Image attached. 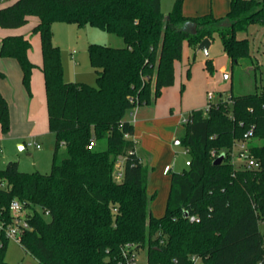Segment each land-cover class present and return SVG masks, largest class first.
<instances>
[{"label": "trees", "instance_id": "16d2710c", "mask_svg": "<svg viewBox=\"0 0 264 264\" xmlns=\"http://www.w3.org/2000/svg\"><path fill=\"white\" fill-rule=\"evenodd\" d=\"M183 3L174 0L167 13L162 0L0 5V27L39 19L33 30L40 34L48 124L56 134L53 166L49 173L23 171L15 159L0 168V221H12L13 199L22 203L29 227L20 243L39 264H127L124 251L145 247L147 264H264V62L252 57L249 37L237 36L251 25L264 27V0H230L223 17L186 16ZM58 21L91 24L123 39L119 47L89 44L97 85L65 81L52 28ZM215 32L232 64L245 58L252 66L256 90L212 102L207 112H189L180 138L190 154L189 168L171 173L167 209L157 217L151 208L155 193L149 192L153 167L135 151V126L126 116L155 103L174 83L184 40L197 47ZM31 47L24 34L0 42V56L18 61L30 94L38 67L29 57ZM205 65L213 75V60ZM0 125L3 133L10 130L1 91ZM243 143L256 166L235 165L234 148ZM221 154L223 160L214 163ZM8 240L0 230V264H9Z\"/></svg>", "mask_w": 264, "mask_h": 264}, {"label": "rangeland", "instance_id": "374dc122", "mask_svg": "<svg viewBox=\"0 0 264 264\" xmlns=\"http://www.w3.org/2000/svg\"><path fill=\"white\" fill-rule=\"evenodd\" d=\"M14 0H0V5H5ZM230 0H188L185 6L187 11L194 15L219 14L229 9ZM174 0H162V10L167 13L171 10ZM39 21L37 16H30L22 27V33L32 42V53L41 55L40 34L33 28ZM3 29V27H0ZM54 43L61 48L63 76L65 81L85 82L97 85V73L91 63L88 46L90 43H100L111 46H123V39L115 34L87 24L78 26L71 22H54ZM7 29V28H4ZM238 37H249L250 48L255 54L259 53V39L264 42V27L256 24L247 30L239 31ZM209 54L189 44L184 40L182 57L175 62V80L167 93L161 98L159 108L148 106L137 117L135 133V148L143 162L153 167L150 176L149 192L155 193L151 202L153 214L160 217L167 209L170 192V177L172 172H182L189 168L186 162L190 154L183 143H176L185 135L184 119L189 116L191 107L205 109L208 102V91L214 92L213 102L221 98L228 99L232 94L253 92L256 90V81L252 66L247 60L241 59L239 63L232 64L226 56L218 32L214 33ZM211 58L215 63V72L210 75L205 61ZM188 69L190 74L187 75ZM226 74L230 76L226 78ZM260 70L256 72L260 80ZM259 83V81H258ZM184 84L183 91L182 85ZM41 86V87H40ZM36 83L33 90V103L36 106L35 122L30 124L32 134L20 139L7 142L0 152V167H5L8 160H19V167L23 171L39 170L49 173L53 166V152L56 143V134L50 130L48 124L46 93L43 81ZM27 90V89H26ZM28 92V90H27ZM28 96L31 97L28 92ZM29 98V97H28ZM147 106V105H146ZM175 107L170 111V107ZM129 113L127 118H129ZM19 142H25L22 148ZM39 144V147L36 146ZM240 149L238 144L234 154ZM235 165L241 166L243 160L235 157ZM169 165L171 172L164 174V168ZM264 231V222L260 223ZM137 264H147V248L135 252ZM6 260L9 264H39L38 260L29 254L17 240L9 238L6 250Z\"/></svg>", "mask_w": 264, "mask_h": 264}, {"label": "crops", "instance_id": "0c3cea01", "mask_svg": "<svg viewBox=\"0 0 264 264\" xmlns=\"http://www.w3.org/2000/svg\"><path fill=\"white\" fill-rule=\"evenodd\" d=\"M187 1L188 0H184V3H183V14L186 16H196L194 14H191L190 11L186 10L185 6L188 4ZM229 9H230V1H229ZM229 9H225L224 12L219 13V14H213V12L211 13L216 17H223L228 13ZM10 34H23L22 27L7 28V29L0 28V42L4 36L10 35ZM212 42L213 41L211 40V44ZM259 43H260V46H259L260 52L254 55V53L251 51V54H252V57L259 63V65L262 66L264 62L263 60L264 42H262L261 38L259 39ZM28 54H29L30 59L36 64H38V67L34 68L33 73H32V79H31L32 94H30L31 97L28 96L26 87L24 86L22 82V69L18 61L11 57L0 56V91L6 97L8 101V105H9V110H10V130L7 133H3L1 129V125H0V152L3 151L2 147L10 140L20 139V138H24L27 136H35V134H32L31 132L33 131L32 130L33 126L32 128L29 127L30 124H33L35 122V116L37 115L36 106L32 101L33 100V90L37 82H39V86H40V82L43 81L44 83V73L41 69L42 53L39 56L37 52L32 53L31 48H30ZM213 64L215 66L214 60H213ZM229 76H230L229 74H226L225 77L228 78ZM44 87H45V83H44ZM169 88L170 86L164 90L163 95L155 103L147 105V106L142 105L138 108H135L129 113L130 116L127 119L132 121L135 126V132H134L133 138H135V133L137 129L136 124L139 121V118L137 117V115L148 106H155V107L157 106L156 108H159L162 105V102H160V100L167 93ZM45 103H46V99H45ZM46 108H47V104H46ZM174 108H175L174 106L170 107V111L173 112ZM200 108L201 107H197V108L191 107L190 110L200 109ZM47 116H48V112H47ZM19 144L22 148H26L27 146L25 142H21V143L19 142ZM37 145L39 144H36V146ZM135 151H136V148H135ZM10 160H8L7 163ZM19 164H20V161H19ZM166 167L164 168L163 172L164 174L168 175L171 172L172 168L169 166L170 171L166 173L165 172ZM170 182H171V177H170ZM149 186H150V183H149Z\"/></svg>", "mask_w": 264, "mask_h": 264}, {"label": "built area", "instance_id": "2783aa9c", "mask_svg": "<svg viewBox=\"0 0 264 264\" xmlns=\"http://www.w3.org/2000/svg\"><path fill=\"white\" fill-rule=\"evenodd\" d=\"M208 102L205 107V111L207 112L210 104L213 102L212 99L214 98V92L208 91L207 93ZM188 121V118L184 119V123ZM247 134H251V131H249ZM39 146V145H38ZM188 152V150L186 149ZM212 154L215 155V151H212ZM238 159L243 160L241 166H247V167H254L257 165L256 161L253 158L249 157L248 149L245 143L240 144V149L238 153L235 155ZM187 165L190 164V161L188 160L186 162ZM240 167V166H239ZM170 167L167 166L165 169V172H169ZM123 168L121 165L118 166L117 171V179H121L122 177ZM1 186H3L2 183H0ZM11 214H12V221L10 223H3L0 221V230H3L8 238H13L17 240L19 243L21 242V235L22 232L29 227V222L27 220V212L26 209L22 207V203L17 200L13 199L10 204ZM48 211L46 214L48 215ZM190 219L192 221H198L199 219L195 216H191ZM132 246V245H129ZM125 260L127 264H137L136 262V255L134 253H130L128 251H124Z\"/></svg>", "mask_w": 264, "mask_h": 264}, {"label": "water", "instance_id": "95a60500", "mask_svg": "<svg viewBox=\"0 0 264 264\" xmlns=\"http://www.w3.org/2000/svg\"><path fill=\"white\" fill-rule=\"evenodd\" d=\"M210 45H211V39L208 38V37H205V38L202 39L201 42L198 44L197 48H198L199 50H203V51L206 53V55H208V54H209V47H210ZM176 143H180V139L177 140ZM223 158H224V154L219 155V156L216 158V160L214 161V163H219V162H221V161L223 160ZM186 215H188V214H186Z\"/></svg>", "mask_w": 264, "mask_h": 264}]
</instances>
